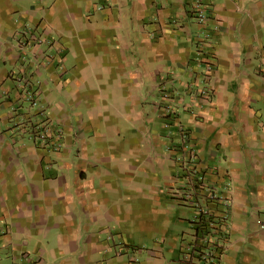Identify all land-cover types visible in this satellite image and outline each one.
I'll return each instance as SVG.
<instances>
[{"label": "crops", "instance_id": "obj_1", "mask_svg": "<svg viewBox=\"0 0 264 264\" xmlns=\"http://www.w3.org/2000/svg\"><path fill=\"white\" fill-rule=\"evenodd\" d=\"M188 146L232 197L208 264H264V0H0V264H199Z\"/></svg>", "mask_w": 264, "mask_h": 264}, {"label": "built area", "instance_id": "obj_2", "mask_svg": "<svg viewBox=\"0 0 264 264\" xmlns=\"http://www.w3.org/2000/svg\"><path fill=\"white\" fill-rule=\"evenodd\" d=\"M195 7L197 21L198 23L203 24L208 18L207 11L199 4V1L196 3ZM212 43L213 37L208 32L204 33L203 38L199 41L200 53L207 49L208 46L212 45ZM47 55L46 60L49 61L51 55ZM201 58L200 61L205 66V69L211 71V64L207 63V61L204 62ZM29 84L30 83L28 82H24V96L35 105L37 104L38 99H36L33 87ZM208 91V86L207 88L200 90L203 94H207ZM33 123L36 125L34 126ZM61 134L62 129L50 120H46L45 122L32 121V132H30V136L34 138V141H37L44 146H49L53 150L60 149L62 145L60 141ZM187 152V162L189 165L183 164V167L190 170L188 173H191V175L189 174L191 181L189 186L184 190V194L185 199L190 200V206L195 219L194 222H196V226L200 229L199 240L195 243L194 251L198 255L199 264H208V259L211 261L214 256L213 248L218 244V240H227L228 229L226 226L228 224V212L232 205V197L225 192L224 188L228 190L230 185L227 181L223 186L224 191H220L214 185L205 183L203 177L198 173L197 168L191 165V161L195 158L191 146L187 147ZM199 188L201 189V197L197 191ZM215 202H219L223 207L218 213L212 211L211 205ZM261 227L264 228V223L261 224ZM212 263H214V261Z\"/></svg>", "mask_w": 264, "mask_h": 264}, {"label": "rangeland", "instance_id": "obj_3", "mask_svg": "<svg viewBox=\"0 0 264 264\" xmlns=\"http://www.w3.org/2000/svg\"><path fill=\"white\" fill-rule=\"evenodd\" d=\"M27 99V98H26ZM36 99H37V96H36ZM25 103V107L27 108V112H32L31 113V117H34L33 118V122H36V121H40V122H45L47 120L48 117H46V114H42L40 111H42V108H40L41 106L39 105V102L37 101V104H32V101H29L27 99ZM30 109V110H29ZM35 109H38V111L36 112ZM35 110V112H34ZM43 112V111H42ZM31 125V124H29ZM33 125L35 126L36 124L33 123ZM32 132V126L31 128L28 130V133ZM29 140H31L32 142H34V138L29 136L28 138ZM188 216V215H187ZM186 226L188 225V230L190 229V223L187 221V224H185ZM197 228V227H196Z\"/></svg>", "mask_w": 264, "mask_h": 264}, {"label": "trees", "instance_id": "obj_4", "mask_svg": "<svg viewBox=\"0 0 264 264\" xmlns=\"http://www.w3.org/2000/svg\"><path fill=\"white\" fill-rule=\"evenodd\" d=\"M197 229H198V227H197Z\"/></svg>", "mask_w": 264, "mask_h": 264}]
</instances>
